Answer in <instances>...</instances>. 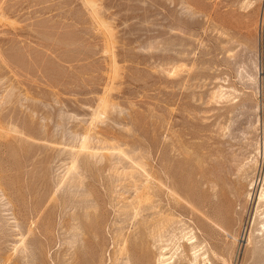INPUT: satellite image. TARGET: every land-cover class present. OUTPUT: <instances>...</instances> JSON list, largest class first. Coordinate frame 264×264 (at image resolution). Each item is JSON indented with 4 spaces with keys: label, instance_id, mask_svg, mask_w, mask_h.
I'll use <instances>...</instances> for the list:
<instances>
[{
    "label": "rangeland",
    "instance_id": "rangeland-1",
    "mask_svg": "<svg viewBox=\"0 0 264 264\" xmlns=\"http://www.w3.org/2000/svg\"><path fill=\"white\" fill-rule=\"evenodd\" d=\"M263 146L264 0H0V264H264Z\"/></svg>",
    "mask_w": 264,
    "mask_h": 264
},
{
    "label": "bare ground",
    "instance_id": "bare-ground-1",
    "mask_svg": "<svg viewBox=\"0 0 264 264\" xmlns=\"http://www.w3.org/2000/svg\"><path fill=\"white\" fill-rule=\"evenodd\" d=\"M258 144H259V143H258ZM263 147H264V146H263ZM263 147H262V148H263ZM260 149H261V148H260ZM262 151H263V150H262ZM259 152H260V151H259ZM262 153H263V152H262ZM258 155H260V154H258ZM260 159H261V158H260ZM253 182H254V181H253ZM255 183H256V182H255ZM255 183H254V185H255ZM257 184H258V183H257ZM251 186H252V185H251ZM252 187H254V186H252ZM261 187H262V186H261ZM253 189H254V188H253ZM261 190H263V189H261ZM250 192H252L251 189H250ZM250 192H249V193H250ZM261 192H263V191H261ZM171 193H172V192H171ZM259 194H260V193H259ZM262 194H264V193H262ZM262 194H261V195H262ZM173 195H174V194H173ZM247 195H249V194H247ZM247 197H249V196H247ZM249 198H250V197H249ZM259 198H261V196H260ZM263 198H264V196H263L261 199H263ZM248 200H249V199H248ZM254 201H255V200H254ZM258 201H259V200H258ZM258 203H259V202H258ZM262 203H263V202H262ZM259 206H260V205H259ZM259 206H258V208H259ZM258 208H257V209H258ZM193 209L196 210L195 208H193ZM256 211H257V210H256ZM196 212H197V211H196ZM197 213L200 214L201 218H202L206 223H208L209 225L213 226V228L215 227V228H217L218 230L220 229L219 226H221V225L217 226L216 224H214V223L210 220L211 218L209 219V218H207L206 216H204V215H205L204 213L201 214V212H199V211H198ZM255 213H256V212H255ZM256 214L258 215V213H256ZM261 214H262V213H261ZM258 216H259V215H258ZM225 217H228V216L226 215ZM256 217H257V216H256ZM259 217H260V216H259ZM261 218H262V217H261ZM261 218H260V219H261ZM223 219H224V218H223ZM228 219H230V218L228 217V218H226V219H224V220L227 221ZM232 219H234V218H232ZM257 219H258V218H257ZM257 219H256V220H257ZM231 222H232V221L230 220V223H231ZM233 222H234V221H233ZM233 222H232V223H233ZM262 222H263V221H262ZM224 223H225V222H224ZM254 223H255V222H254ZM257 223H258V221H257ZM233 224H234V223H233ZM230 225H232V224H230ZM230 225H229V226H230ZM260 226H261V225H260ZM222 227H223V226H222ZM230 227H232V226H230ZM230 227H227V228H230ZM263 227H264V226H263ZM262 230H263V229H261L260 233L262 232ZM188 232H189V231H188ZM188 232H187V233H188ZM192 232H193V231H190V233H189L190 235H189V237L187 236V239L189 240V242H190V241H193V242H192L193 244L191 243V244H190V245H191L190 247H191L192 250H193V249L196 250V249L201 245V243H199V241L197 240V238H196V237L194 236V234H193L194 232H193V233H192ZM171 234H172V233H171ZM168 236H170V235H168ZM171 237H172V236H171ZM171 237H170V238H171ZM168 238H169V237H168ZM173 238H174V236H173ZM263 238H264V237H263ZM157 239H158V238H157ZM160 239H161V238H160ZM164 239H165V238H164ZM184 239H185V238H184ZM261 239H262V235H261ZM161 240H162V239H161ZM171 240H172V239H171ZM178 240H179V239H178ZM188 240H187V241H188ZM163 241H164V240H163ZM168 241H169V239H168ZM175 241H176V240H175ZM159 242H160V241H159ZM159 242H158V243H159ZM173 242H174V241H173ZM177 242H178V241H177ZM165 243H166V242H165ZM170 243H171V241H170ZM175 243H176V242H175ZM187 243H188V242H187ZM177 244H178V243H177ZM174 245H175V244H174ZM202 245H203V244H202ZM201 247H202V246H201ZM201 247H199V248H201ZM160 248H162V247H160ZM179 248H180V247H179ZM165 249H166V248H165ZM173 249H174V248H173ZM201 249H202V248H201ZM177 250H178V248H177ZM195 250H194V251H195ZM197 250H198V249H197ZM197 250H196V251H197ZM162 251H163V250H162ZM194 251H193V252H194ZM196 251H195V253L197 254ZM164 252H165V251H164ZM193 252H192V253H193ZM201 252H202V251H201ZM174 253H175V251L173 252V254H172V253H171V254L174 255ZM198 253H199V251H198ZM159 254H160V253H159ZM203 255H205V254H203ZM169 256H170V255H169ZM197 256H198V255H197ZM199 256H200V255H199ZM165 257H166V256H165ZM173 257H174V256H173ZM194 257H195V255H194ZM168 258H169V257H168ZM170 258H172V257H170ZM201 258H202V256H201ZM127 259H128V258H127ZM166 259H167V258H166ZM166 259L164 258V255H160V256H159V259H158V262H156V263H157V264H167ZM193 259H194V258H193ZM197 259H198V258H197ZM168 260H170V259H168ZM195 260H196V259H195ZM198 260H199V259H198ZM126 261H127V260H126ZM128 261H129V260H128ZM170 261H171V260H170ZM170 261H168V262H170ZM202 261H203V260H202ZM204 261H205V260H204ZM129 262H130V261H129ZM127 263H128V262H127ZM170 264H171V262H170Z\"/></svg>",
    "mask_w": 264,
    "mask_h": 264
}]
</instances>
